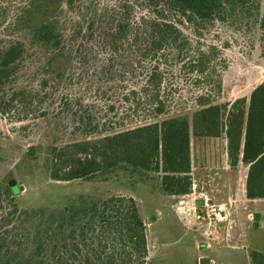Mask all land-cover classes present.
<instances>
[{
    "label": "rangeland",
    "instance_id": "1",
    "mask_svg": "<svg viewBox=\"0 0 264 264\" xmlns=\"http://www.w3.org/2000/svg\"><path fill=\"white\" fill-rule=\"evenodd\" d=\"M18 1L14 0L12 9L0 15V48L15 40L25 43L9 72L0 73V183L12 174L22 188L16 196L19 217L12 224L19 254L12 255L11 261L14 258L16 264H23L32 250L33 236L40 230L45 233L47 220L61 222L64 208L78 204L81 196L100 200L123 194L133 196L138 203L146 225L148 259L158 264H205L204 259L208 264H253L250 253L264 252V197L246 195L249 164L239 160L231 165L226 133L191 136L189 193L166 194L162 172L126 162L90 179L51 178L55 147L97 141L113 132L172 116L187 115L191 120L197 108L196 95L208 90L195 83L197 74L188 73L178 64L168 67L161 63L164 112L156 115L149 103L132 108L130 104L143 96L146 77L139 74L140 68L138 76L127 78L114 77L113 64L101 70L103 62L112 58H116L115 68L124 65L127 52H114L110 44L100 47L98 37L92 39L83 58H87L84 63L90 73L102 74L93 79L73 77L83 66L78 59L82 55L73 53L71 59L63 56L56 64L63 73L62 78H56L46 66L44 50L31 46L27 32L13 25ZM255 1L260 14H264V0ZM261 17L229 16L201 29L199 35L192 25L184 28L196 45L200 41L203 48H217L212 71L221 82V90L212 92L216 103H228L230 108L241 97L248 103L252 91L264 81ZM139 55L133 52V60ZM118 83H126L128 89L122 91ZM133 88L141 95L131 94ZM31 146L36 151L33 155L28 153ZM203 196L208 197V205L197 204ZM211 203L217 206L214 214ZM256 212L260 213L258 226ZM70 226L66 220V232L53 234L52 238L63 242Z\"/></svg>",
    "mask_w": 264,
    "mask_h": 264
},
{
    "label": "trees",
    "instance_id": "2",
    "mask_svg": "<svg viewBox=\"0 0 264 264\" xmlns=\"http://www.w3.org/2000/svg\"><path fill=\"white\" fill-rule=\"evenodd\" d=\"M13 4L14 0H0V15L10 11ZM17 5L13 25L27 32L31 46L44 50L46 66L56 78L63 77L56 64L63 56L71 59L73 53L82 55L78 59L80 65L83 63L73 77H98L101 72L90 73L84 63L87 58H83L92 39L98 37L100 47L110 44L114 52H127L124 65L115 68L116 58H112L103 62L101 70L113 64L114 77L127 78L138 76L140 68L139 74L146 77L143 96L130 104L132 108L149 103L156 115L164 112L161 63L168 67L178 64L197 74L195 83L208 90L196 95L197 108L191 120L187 115L172 116L113 132L97 141L55 147L52 179H90L126 162L162 172L166 194L189 193L191 136L226 133L231 165L239 160L249 164L246 195L264 197V81L252 91L248 103L244 97L234 100L230 108L228 103H216L212 92L221 90V82L212 71L217 48H203L200 41L196 45L184 29L192 25L199 35L201 29L229 16H263L260 23L264 28V14H260L255 0H19ZM24 47L20 40L1 46L0 73L9 72ZM133 52L140 53L135 60ZM118 86L122 91L128 89L126 83ZM129 92L140 94L136 88ZM124 99L129 102L126 94ZM28 151L32 155L36 152L34 146ZM21 190L12 174L0 183V264L17 263L10 257L19 254L12 224L19 217L16 196ZM81 197L78 204L64 208L61 222L47 220L45 233L40 230L33 236L32 250L23 264H158L148 259L146 225L133 196L110 195L100 200ZM66 220L71 225L68 237L59 243L52 235L66 232ZM250 257L253 264H264V252L253 250Z\"/></svg>",
    "mask_w": 264,
    "mask_h": 264
},
{
    "label": "built area",
    "instance_id": "3",
    "mask_svg": "<svg viewBox=\"0 0 264 264\" xmlns=\"http://www.w3.org/2000/svg\"><path fill=\"white\" fill-rule=\"evenodd\" d=\"M202 200H203V204H205V205H208L209 203H208V197L207 196H203L202 197ZM210 210H211V212L214 214L215 213V211L217 210V206H216V204H213V203H211V205H210Z\"/></svg>",
    "mask_w": 264,
    "mask_h": 264
},
{
    "label": "water",
    "instance_id": "4",
    "mask_svg": "<svg viewBox=\"0 0 264 264\" xmlns=\"http://www.w3.org/2000/svg\"><path fill=\"white\" fill-rule=\"evenodd\" d=\"M197 204H203V200L202 199L197 200ZM259 217H260V213L259 212H256L254 214L255 226H258ZM206 261H208V260L206 259Z\"/></svg>",
    "mask_w": 264,
    "mask_h": 264
},
{
    "label": "flooded vegetation",
    "instance_id": "5",
    "mask_svg": "<svg viewBox=\"0 0 264 264\" xmlns=\"http://www.w3.org/2000/svg\"><path fill=\"white\" fill-rule=\"evenodd\" d=\"M204 262H205V264H208L209 263V261H206V259H204Z\"/></svg>",
    "mask_w": 264,
    "mask_h": 264
}]
</instances>
